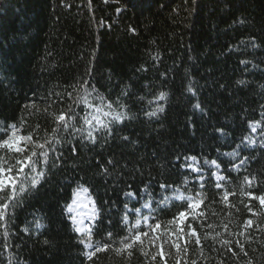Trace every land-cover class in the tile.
Returning <instances> with one entry per match:
<instances>
[{
    "label": "trees",
    "instance_id": "obj_1",
    "mask_svg": "<svg viewBox=\"0 0 264 264\" xmlns=\"http://www.w3.org/2000/svg\"><path fill=\"white\" fill-rule=\"evenodd\" d=\"M12 125L45 175L0 221V264H264L251 198L264 196V0H0V128ZM78 191L96 214L83 234L68 210ZM179 193L203 203L169 224L189 203Z\"/></svg>",
    "mask_w": 264,
    "mask_h": 264
},
{
    "label": "snow or ice",
    "instance_id": "obj_2",
    "mask_svg": "<svg viewBox=\"0 0 264 264\" xmlns=\"http://www.w3.org/2000/svg\"><path fill=\"white\" fill-rule=\"evenodd\" d=\"M159 99H164V94L161 93L159 96ZM87 103V101H85ZM108 107H111L110 105ZM199 107V105H197ZM97 111H100L99 108H97ZM156 111H163V108L160 107ZM156 111L149 112V116H155ZM73 115H75L73 113ZM105 115H108V113H105ZM125 118L124 113H118L112 117V122H119L122 121ZM71 119V116H69L65 112H61L57 117H55V121L58 126H61L63 128L69 127L67 121ZM92 119L96 120L97 124L100 125V128H108V125L105 124L102 120L99 119V117H92L89 119L88 117H85V121L88 124H91ZM259 123H255L251 125L252 131L255 132L256 129L259 127ZM56 131V130H54ZM0 132H4V136H0V150H5L8 153H15L16 154V159H15V164H8V158L4 156H0V221H4L6 214L11 207H15L16 203L18 202L19 197L21 194L26 193L29 188H35L39 183L40 180L43 178L45 173L39 172L36 175H31V173L35 172L36 170V165L39 163V160H34L33 157H37L38 153L36 151H31L30 154H27L29 149L26 147L28 144L33 143V137L31 135H21L20 130L17 129L15 125L10 126L9 128H0ZM88 137L91 142H95V137L93 136L92 132H88ZM249 143H253L251 139L248 140ZM46 143L50 144L51 141H46ZM36 147L40 149H44L45 145L44 144H38ZM40 156L47 157V153L45 151H41L39 153ZM230 155H237V153H231ZM192 160H195V157L191 158ZM213 164H216L215 161H212ZM241 164H244L245 161L241 160ZM219 167V165H216ZM235 167L239 168V165H236ZM28 169L26 172L25 170ZM193 171H198L197 169L193 168ZM200 179H203L201 177ZM218 180H223V176H218ZM245 180H248V177H245ZM27 183V187H25V184ZM251 183V181H249ZM161 188L166 189L168 185L166 184H161ZM201 187H203V184H201ZM217 188L221 187L220 184L216 185ZM126 195L133 197L135 194L132 192L126 193ZM199 195V194H197ZM228 193L225 192L223 199L226 201L228 199ZM251 196V194H249ZM179 199H186L190 201L188 203L187 207L183 210H180L177 212L175 216L172 217V219L168 222L169 224H176L177 222L180 225H184L185 222L191 217L192 219L196 218L197 215V209L200 208L201 204L203 203L202 200H197L191 196L188 197H178ZM252 199H259L261 205H264V196L260 197H255L251 196ZM165 199H168L165 197ZM127 207V205H125ZM150 205L148 203H145L143 207H149ZM69 211H72V208L69 207ZM251 210V209H250ZM137 213L140 212V209L137 208L135 209ZM147 218H145L146 220ZM125 220H127V217H125ZM248 225H251L252 221L249 220L246 222ZM37 228L40 227L39 224L36 225ZM140 226V221L137 220L135 227ZM5 227V232L4 235L7 236V227L6 224L4 225ZM148 228L156 232L161 228V224L159 222L155 224H148ZM188 235L190 236H196V243H200L199 236L197 235L196 230L191 226V224L188 225ZM27 231V229H25ZM78 232H83L84 230L81 228L77 229ZM184 233V229L180 228L178 232L174 233L177 236V239H180ZM113 234L111 232L108 233V237L111 239ZM148 233L147 232H137L131 239L129 240L128 237H125L121 243L123 244V249H116V251H127L133 247L134 244L137 242L142 243V237H147ZM89 239H91V235L89 233ZM84 241L82 240L81 243ZM223 243L228 244L229 241L225 240ZM174 246L177 247L179 250V245L175 244ZM237 246L239 245V242L237 241ZM85 247L91 248V244H86ZM108 245H105L103 249L100 246H97L95 251H101V250H107ZM242 247V246H241ZM231 251V249H229ZM236 253L233 252V255ZM247 254V253H245ZM87 258L89 260L92 259V257L95 255V252L87 253ZM155 256L152 257L153 260H155ZM161 258L163 259V253L161 251Z\"/></svg>",
    "mask_w": 264,
    "mask_h": 264
},
{
    "label": "rangeland",
    "instance_id": "obj_3",
    "mask_svg": "<svg viewBox=\"0 0 264 264\" xmlns=\"http://www.w3.org/2000/svg\"><path fill=\"white\" fill-rule=\"evenodd\" d=\"M178 197H183L180 193L177 194L175 199L178 201L184 200V199H179ZM188 202L190 203V201ZM70 207L72 208V211L69 212L72 215V221L76 227V231L78 228H81L84 231L83 232L77 231V232L79 234L86 233L90 223L93 222L94 217L96 215L92 201L87 197L86 193L78 192L75 194ZM144 222L146 223L147 221L144 220Z\"/></svg>",
    "mask_w": 264,
    "mask_h": 264
}]
</instances>
